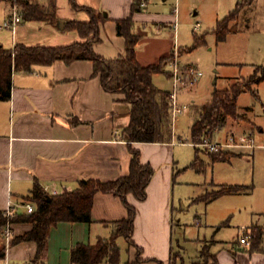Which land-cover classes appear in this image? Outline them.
<instances>
[{
    "label": "crops",
    "instance_id": "1",
    "mask_svg": "<svg viewBox=\"0 0 264 264\" xmlns=\"http://www.w3.org/2000/svg\"><path fill=\"white\" fill-rule=\"evenodd\" d=\"M35 1L46 6L53 2L56 20L50 23L21 19L15 29H12L5 26L11 18L12 7L9 3L0 1V46L10 49L17 43H23L58 47L82 40L76 31L65 30L64 26L70 21H87V12L75 10L70 0ZM135 1L76 0L79 6L90 8L105 17V21L99 26L100 41L93 46L97 55L107 60H116L125 55V39L117 34L116 21L131 14ZM182 1L142 0L141 10L133 14V33L139 36L135 49L136 60L141 66L158 64L162 58L171 57L175 49L178 50L179 58H182L185 53L192 51L195 36L205 40L207 34L211 33L216 41L213 33L216 24L241 0H235L234 7L221 20L217 19L210 31L198 34L196 31L199 30L196 28L199 27H194L191 44L189 38L182 41V37L187 35L182 26L187 21L189 12L185 16ZM256 3L257 0H252L241 11L239 17L231 23L230 31L239 29L240 21L247 16L246 11ZM192 15L197 16L199 12L193 11ZM183 62L185 65H194L190 59ZM170 63L171 60L165 65V72L170 73ZM240 65L242 73L245 67L253 66ZM242 73L226 77V82L230 84L227 88L241 80ZM263 82L253 86L259 95V100L252 96L253 104L239 105L240 96L249 92L242 93L238 98L237 112L246 118L248 115L250 125L247 126L244 122L234 123L232 118H228L224 126L228 133L252 132L260 145L264 144V102L260 99ZM213 90L214 88L211 94ZM164 91L169 92L167 89ZM259 101L260 104L257 105ZM193 105L197 104L193 102ZM129 119L130 105L124 101L122 94L109 93L103 89L99 77L93 76L91 61L77 60L67 64L57 60L49 66H34L30 73L15 72L10 98L0 101V214L5 213L9 207L16 210L15 215L30 214L23 205L31 203L35 206L31 196L36 185L46 194L56 195L76 189L81 179L107 182L127 176L132 155L123 136V129L128 125ZM175 138L176 133H173L169 143L132 145V148L139 151L141 163L150 165L154 174L146 188L144 201H138L132 194L127 195L128 203L136 210L132 240L141 250L139 257L142 260L135 262L137 248L129 247L128 244L124 249L119 246L120 237L117 245L120 248L121 264H171L172 255L178 253L180 255L174 264L202 262L201 250H196L186 260L174 244L176 179L179 172L192 169L189 166L195 157L188 165H184L177 147L187 142L177 143ZM258 149L262 147L251 150L253 159ZM244 151L246 150L235 151L238 154L227 161L213 162L209 151L203 149L209 158L203 160L200 155L199 158L205 166L221 167L232 164V160L236 158L245 157ZM224 184L244 185L211 182L210 187L217 190ZM252 191L238 194H251ZM126 217L127 209L119 197L97 193L94 196L91 222H59L53 226L46 254L37 261L34 242L11 243L14 238L30 231L32 224L11 223L12 238L8 244L3 229L0 230V248L5 247V256L0 259V264H71L70 251L76 244L94 245L99 239L110 238L112 223ZM260 221L262 218L258 216L256 223L251 221L245 224L240 232L251 230L252 227L264 229V225H259ZM206 234L204 232L202 235L204 243L201 249L207 243ZM213 238L209 240L212 242L209 251L216 256L218 264H264V238L261 245L263 250H252L249 245L239 244L238 237L231 244ZM102 264L109 263L104 261Z\"/></svg>",
    "mask_w": 264,
    "mask_h": 264
},
{
    "label": "trees",
    "instance_id": "2",
    "mask_svg": "<svg viewBox=\"0 0 264 264\" xmlns=\"http://www.w3.org/2000/svg\"><path fill=\"white\" fill-rule=\"evenodd\" d=\"M13 6H17L19 15L24 21L54 22L56 13L53 2L50 6L41 4L35 0H0ZM142 0H136L131 8V14L126 18L116 21L117 34L125 39V55L116 60H107L94 52L93 46L100 41L99 26L105 21L100 13H95L90 8L79 6L76 0H70L72 7L77 11H85L89 15L87 21H70L64 26L65 30L76 31L81 41L65 46L51 47L41 45H25L17 43L13 48L6 49L0 46V101L8 100L11 95L12 76L15 72L30 73L34 66H49L57 60L70 64L77 60H88L93 63V76L99 77L101 85L106 92L122 94L124 101L130 105V119L123 129V136L132 155L129 173L113 181L101 182L98 180L81 179L78 187L72 191L61 194L48 195L36 185L32 190L31 200L35 203L36 210L31 214L15 215L10 219L0 214V230L7 222L31 223L32 229L22 236L12 240V244L32 241L36 244L37 252L35 260H41L47 251L50 229L59 222H91V211L94 196L97 193L112 194L119 197L127 209V217L112 223V234L108 239H99L96 244H76L70 251L71 264H121L120 248L117 239L122 237L128 246L137 248L135 262H140L141 251L133 242L135 208L127 201V195L132 194L138 201L146 199V188L152 179L154 170L148 164H142L140 153L132 148L134 143H169L173 138L172 120L170 112L169 92L159 89L153 82V76L164 73L165 65L169 58H162L158 64L141 66L136 60V45L139 36L133 33V14L141 10ZM252 3V0H241L235 8L213 30L216 41H224L230 32V24L235 21L241 11ZM205 44V40L199 36L194 37L191 49H196ZM261 77L247 82L236 81L227 89H214L210 99L193 107L195 118L190 127L189 140L187 142L199 144L204 138H213L217 131L224 128L228 118L238 119V98L244 92H249L259 100L258 92L254 85L264 81V66ZM196 149L190 168L201 171V160ZM213 162L227 161L236 155V152H208ZM252 185H220L217 190L206 192L200 200L211 201L223 195L238 193H250ZM264 238V229L252 227L249 233L250 248L263 250L261 247ZM206 252L201 249L204 258L201 263L218 264L216 256L212 255L209 247L204 246ZM5 256V247L0 248V259ZM179 256L172 255L171 264H174ZM124 264H131L126 262Z\"/></svg>",
    "mask_w": 264,
    "mask_h": 264
},
{
    "label": "rangeland",
    "instance_id": "3",
    "mask_svg": "<svg viewBox=\"0 0 264 264\" xmlns=\"http://www.w3.org/2000/svg\"><path fill=\"white\" fill-rule=\"evenodd\" d=\"M257 1L253 8L246 11L247 16L240 21L239 29L230 31L224 41H215L213 35L209 33L204 45L179 58L183 65H185L183 61L190 59L203 75L192 87L181 90L178 95L179 104L187 106V110L179 115L172 125L177 143L178 137L189 140L190 127L195 118L193 102L201 105L210 99L213 88H227L230 84L225 78L240 75L242 73L240 64L253 65L245 67L240 81L247 82L261 77L263 69L258 67L264 66V0ZM234 2L235 0H183L181 7L185 10V16L187 11L189 12L188 19L182 26L185 30L184 34H187L182 37V41L189 38L190 44L192 43L194 27H199L196 28L199 30L196 31L198 34L206 30L210 31L215 21L221 20L234 7ZM176 9L178 10L177 4ZM193 11H198L199 15H192ZM243 25L245 26L242 30ZM153 81L163 90H172V79L164 73L156 74ZM260 99L264 102V82L261 84ZM251 103L253 104L251 93L240 96V106ZM259 104L260 101L257 105ZM247 119L248 115L246 118L242 114L238 119L232 118L231 121L244 122L249 126ZM227 131V128H222L214 134L213 139H224ZM256 144L262 149H258L254 159L251 150H246L245 157L232 160V164L208 167L201 162L199 165L201 171L185 169L178 173L174 198V244L176 250H180L186 260L190 259L196 250H201L204 232H207L208 239L204 246L209 247L212 243L209 240L212 237L231 244L239 237L240 228L251 221L256 223L258 216L262 218V221L258 222L259 225H264V144L260 145L257 141ZM192 145L186 143L177 147L178 155L184 165H188L193 160L196 149L203 160L209 158L202 148H194ZM211 182L252 185L253 191L251 194L223 195L210 202L200 200L207 189H209L207 192L213 191L210 187ZM119 246L122 249L127 246L123 238L119 239ZM203 247L202 252L205 253L206 248ZM177 255L179 256L180 253ZM200 258L203 262L201 253ZM208 264H212L211 259Z\"/></svg>",
    "mask_w": 264,
    "mask_h": 264
},
{
    "label": "built area",
    "instance_id": "4",
    "mask_svg": "<svg viewBox=\"0 0 264 264\" xmlns=\"http://www.w3.org/2000/svg\"><path fill=\"white\" fill-rule=\"evenodd\" d=\"M144 5V3H142ZM21 21L19 11L17 6L12 7V15L10 20L5 23L12 29H15L16 25ZM171 69V79H172V90L169 91L170 100V112L172 125L174 124L176 118L183 114L187 110V106L181 105L178 102V95L181 90L192 87L198 80L202 77V72L198 67L194 65H183L179 61L178 50L175 49L172 54V59L170 63ZM197 147L202 148L206 151L217 153L222 151H236V150H253L260 147L256 144L254 135L252 132H229L224 140H214L213 138H204ZM27 213H33L36 207L31 203H26L23 205ZM16 213L14 208L9 207L4 215L7 219L12 218ZM4 237L6 243L8 244L12 238L11 223L7 222L6 226L3 228ZM249 233L250 230H242L238 237L239 244L249 245Z\"/></svg>",
    "mask_w": 264,
    "mask_h": 264
},
{
    "label": "water",
    "instance_id": "5",
    "mask_svg": "<svg viewBox=\"0 0 264 264\" xmlns=\"http://www.w3.org/2000/svg\"><path fill=\"white\" fill-rule=\"evenodd\" d=\"M61 26H62V23H61Z\"/></svg>",
    "mask_w": 264,
    "mask_h": 264
}]
</instances>
